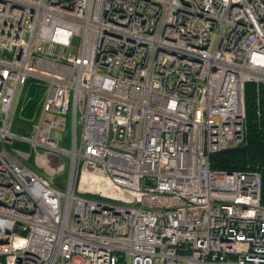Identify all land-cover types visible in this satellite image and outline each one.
<instances>
[{
	"label": "built area",
	"instance_id": "built-area-1",
	"mask_svg": "<svg viewBox=\"0 0 264 264\" xmlns=\"http://www.w3.org/2000/svg\"><path fill=\"white\" fill-rule=\"evenodd\" d=\"M250 82L264 0H0V264H264L261 173L211 168Z\"/></svg>",
	"mask_w": 264,
	"mask_h": 264
},
{
	"label": "trees",
	"instance_id": "trees-1",
	"mask_svg": "<svg viewBox=\"0 0 264 264\" xmlns=\"http://www.w3.org/2000/svg\"><path fill=\"white\" fill-rule=\"evenodd\" d=\"M29 85L33 88L31 94L38 96L42 93V86H37L32 81ZM245 98L247 114L245 142L238 147L213 153L211 168L228 172H260L263 178L262 204L264 205V84L247 83ZM32 105L34 106V103ZM29 164H34L32 159Z\"/></svg>",
	"mask_w": 264,
	"mask_h": 264
},
{
	"label": "rangeland",
	"instance_id": "rangeland-1",
	"mask_svg": "<svg viewBox=\"0 0 264 264\" xmlns=\"http://www.w3.org/2000/svg\"><path fill=\"white\" fill-rule=\"evenodd\" d=\"M32 86H28L24 89L20 99L18 100V105L15 112L14 117V127L15 131L20 134H25L28 131H30L31 125L37 120L39 115L41 114L43 103H44V96L45 91L43 88L42 93L37 95L31 94ZM34 103V106L32 105ZM24 106V109H22ZM29 107V108H28ZM28 108V109H27ZM70 130V124H67V131ZM81 126L78 125V134H80ZM53 136L58 138L59 140L63 141L65 133H62L61 131L55 130L53 133ZM42 171V170H41ZM50 179H58L56 178H50ZM65 186H67V180H64L63 183ZM81 186H89L90 182L87 181L85 183L81 182Z\"/></svg>",
	"mask_w": 264,
	"mask_h": 264
},
{
	"label": "water",
	"instance_id": "water-1",
	"mask_svg": "<svg viewBox=\"0 0 264 264\" xmlns=\"http://www.w3.org/2000/svg\"><path fill=\"white\" fill-rule=\"evenodd\" d=\"M18 264H21V262H19Z\"/></svg>",
	"mask_w": 264,
	"mask_h": 264
}]
</instances>
